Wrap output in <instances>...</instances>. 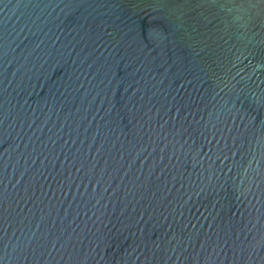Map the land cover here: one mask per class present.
Returning a JSON list of instances; mask_svg holds the SVG:
<instances>
[{"label": "water", "instance_id": "1", "mask_svg": "<svg viewBox=\"0 0 264 264\" xmlns=\"http://www.w3.org/2000/svg\"><path fill=\"white\" fill-rule=\"evenodd\" d=\"M0 264H264V0H0Z\"/></svg>", "mask_w": 264, "mask_h": 264}]
</instances>
